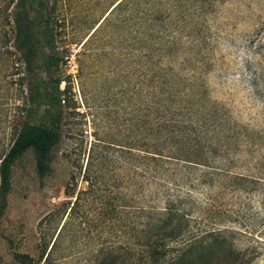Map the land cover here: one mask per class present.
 Returning a JSON list of instances; mask_svg holds the SVG:
<instances>
[{
    "label": "rangeland",
    "instance_id": "1",
    "mask_svg": "<svg viewBox=\"0 0 264 264\" xmlns=\"http://www.w3.org/2000/svg\"><path fill=\"white\" fill-rule=\"evenodd\" d=\"M10 1L0 0V7ZM43 1L53 13L62 59V137L44 178L32 149L13 165L9 207L0 221V264H96L102 246L119 251L114 264H126V245L139 250V221L164 206L166 191L193 195L196 230L226 218L235 226L238 259L264 264V0H186V21L169 20L167 30L163 22L152 25V36L140 45L135 2L125 14L111 15L121 0ZM11 10H0V158L27 105L25 65L4 18ZM43 58L41 51L39 63ZM148 69L145 77L155 72L162 85L166 73L174 75L188 93L184 98L198 100L220 121L225 161L173 159L156 174L139 169V71ZM95 169L101 182L96 193L86 192ZM108 196L117 205L128 196L130 205L117 217L107 214ZM229 262L223 253L211 264Z\"/></svg>",
    "mask_w": 264,
    "mask_h": 264
},
{
    "label": "trees",
    "instance_id": "2",
    "mask_svg": "<svg viewBox=\"0 0 264 264\" xmlns=\"http://www.w3.org/2000/svg\"><path fill=\"white\" fill-rule=\"evenodd\" d=\"M178 1L121 0L110 14H125L133 2L139 5L140 45L152 36V25L163 22L166 29L169 20L175 23L186 21L188 5H185L186 0ZM166 3L171 8H161ZM10 6L11 13L4 18L12 25L13 47L20 53L25 65L27 105L25 119L12 146L0 158V221L9 207L14 163L32 149L39 176L44 178L49 175L53 171L56 147L61 141L64 118V90L60 87L62 59L55 49L53 13L43 0H11L7 9L0 7V10L8 11ZM41 51L44 58L39 63ZM7 52L13 51L7 49ZM142 57L139 56V61ZM151 70L139 71V169L156 174L163 170V163L173 159L199 165L225 161L226 157L222 154L225 140L220 121L214 114L203 112L198 100L185 99L184 95L188 93L181 89L182 83L175 80L174 75L168 77L166 73L167 85H162L155 72L151 77H145ZM127 159L134 166L131 157ZM100 177L96 169L90 170L86 192H97L96 184L99 180L101 182ZM108 197L104 208H109L106 213L115 217L122 212L120 209H127L130 205L128 196L126 204L121 205L116 204L115 197ZM193 199L190 193L172 195L166 191L164 206L154 209V214L150 212L149 219L143 224L139 221V234L136 236L139 238V250L133 249L131 243L126 245L125 263L211 264L216 256L224 253L229 264H250L254 257L243 262L238 259L232 245L235 226L226 218L220 219L224 223L216 224L218 227L205 230L193 228L189 213ZM78 206L75 204L72 208L73 217L68 226L72 225ZM118 254L114 247L102 246L96 264H114Z\"/></svg>",
    "mask_w": 264,
    "mask_h": 264
}]
</instances>
